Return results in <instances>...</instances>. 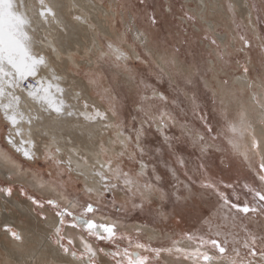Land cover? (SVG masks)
<instances>
[{"label":"snow or ice","instance_id":"snow-or-ice-1","mask_svg":"<svg viewBox=\"0 0 264 264\" xmlns=\"http://www.w3.org/2000/svg\"><path fill=\"white\" fill-rule=\"evenodd\" d=\"M140 3L146 5V0H140ZM40 5V16L44 18L45 23L56 24L59 32L65 35L66 42L62 47H70L73 43L78 44V34L81 28L85 29L86 33H92V46L88 47L85 44L84 55L90 59L94 57L98 66L108 65L118 74L123 73L130 90L136 94V99L133 101L136 106V115L131 116L128 122L122 119L123 105L119 99V93H116L112 87L103 88L102 92L97 93L100 98L99 105H89L87 101H84L83 111L79 112V116L83 117L85 121L99 122L102 129L111 134L107 147L103 139L98 143L99 152L96 155L102 156L103 159L95 160L90 165L94 175L98 177L101 187L94 192L91 187L85 185L76 193V195L86 194L89 201L93 202H86L81 206L78 200L68 199L67 196H64L67 203L62 204L57 198L49 197L41 200L34 195H28L24 187L19 189L20 195L26 196L33 205L41 209L48 205L55 210L54 217L58 218L59 224L55 227L51 237L57 246L51 264H74L75 261H79V264H102L97 259L98 252L110 257L114 264H153V262L161 264L162 255L175 258L177 264H264V234H261L264 233V128H261L260 138H258L253 123L248 118L241 90L232 89L231 77L227 73L225 78L220 80L224 97H220L214 89L209 88L214 102L218 101L220 117L219 128L213 134L212 125L208 123L204 115H199L202 110L196 103L195 95L191 97V111L194 117L198 116L202 123V130L187 120L180 124L173 112L169 110L168 97L155 89L151 90L150 95L146 88L142 90L140 85L143 82L137 79L129 67L132 60L144 63L143 56H146L147 63L154 66L153 70L157 78L162 79L167 76L170 81H179L185 85L186 91H191L188 86L202 79L207 88L208 74H216V68L226 65L234 52H255L260 60L261 68L264 69V35L257 37L254 27H250L247 33H243L237 28L225 43V37L216 33L211 24L206 23L203 13L209 8L225 18H230L235 11L231 0L227 3L201 0L199 16L185 11L184 5H181L183 12L180 17L181 24L191 23L194 26L197 19L201 23H205L206 34L202 37V43L207 41L204 45L205 49L211 50L215 56V60L211 63L195 59L192 62H185L180 60V52L186 41L178 34H173V41L169 44L156 43L150 47L148 33L140 31L135 24H131L124 33L117 31L115 37L105 38L104 42L97 47L95 43V37L98 35L97 27L87 14L81 12L73 15L70 21L62 24L57 20L53 9L47 6L44 0H40ZM22 7V0L20 3H17V0H0V113L10 125L6 139L15 153H19L26 161L34 162L39 159L37 152H41L44 159L49 162L50 168L53 169L48 172V176L55 177L58 181L66 173L70 176L71 161L69 159L65 163L60 158V148L52 147L55 139L53 137L49 140L48 131L44 128V121L62 120L64 117L77 116V113L65 103V89L58 83L60 77L57 76L56 68L51 62V55L58 56L59 50L50 44L51 52L48 57L34 52L33 38L28 32L30 22L21 10ZM253 8L256 6L253 5ZM166 13L173 14L172 8H167ZM148 19L151 26L157 25L158 18L155 9ZM194 30L197 29L194 28ZM183 31L186 33L187 29L185 28ZM133 32L135 35L129 43L127 37ZM137 48H142L143 53L136 51ZM75 56V53L69 52V62L75 63ZM236 63L243 73V77L238 78V81L249 90V98L258 106L260 122L264 124V71L260 74L259 83H256L247 77L250 71L248 60L243 64L239 61ZM94 75L90 83L101 87ZM17 90L21 95L26 92L31 101L39 106V116H25L21 111V95H17ZM226 100L228 104L234 105L232 109L227 107ZM171 103L175 105L176 102L173 100ZM34 122L41 126L37 130L35 139L31 132ZM22 124L28 125L27 133L21 127ZM176 127H179V135H169V129ZM150 130H154L161 138L155 146H149L146 143ZM17 137L19 140L16 139ZM218 138L226 140L233 153L242 156L253 173L252 181L243 184V191L246 194L243 203L238 202L240 195L235 192L233 184H223L222 181L218 182L207 176H204L200 181L202 189L211 191L217 196L216 203L220 205V208L227 209L226 218L231 220L233 226L237 220L248 219L249 214L252 217H261V223L258 226L259 232L249 229L246 225L242 226L246 235L242 243L238 242L233 235L232 242L240 243V248L232 247L229 250L227 236L221 241L211 236L197 235L192 232L182 234L181 239L188 242L184 246H181V240L174 239L170 246L152 247L146 243H133L130 236L118 231L119 226L116 222L97 223L94 219L89 218L90 214H95L99 210L94 206V203L99 204L106 193H113L118 188L131 197L130 207L124 209L125 211L133 208L143 210L146 202H151L153 196H158L161 200L175 196L179 201L181 199V195H178L179 184L182 182L177 176L178 170L169 167L165 155L169 158L176 156L177 145L180 143L191 144L204 153L208 140L211 139L215 142ZM68 143L74 145L75 140H69ZM41 145H43L42 148ZM117 147H119V151H116ZM208 147L210 148L211 145ZM70 151L79 155L75 147ZM80 158L85 164H89V159L83 156ZM161 160L172 176L177 179V185L173 186L176 190L172 193H166L163 189L161 182L164 177L157 171ZM125 161L133 165L138 164L139 171L133 169L125 171L122 167ZM3 162L9 172L23 174L22 166L16 164L7 154L3 156ZM175 163L179 164L180 168L185 167L182 157L176 156ZM199 168L203 169L204 165H199ZM149 169L155 183L152 180H144V183L141 184L140 179L147 175ZM184 175L191 184L196 183L186 171ZM201 175L203 176V173ZM9 178L11 179V177ZM33 182L39 183L42 188L45 187V183L38 180L35 174H33ZM221 184L224 188L233 189L231 197L228 193L220 190ZM183 187L191 195L189 185L185 184ZM0 193L11 197L13 187H0ZM80 198L82 199L83 196ZM137 200L139 203H136ZM127 203H129L128 200H126ZM113 205H115V199H113ZM72 209L80 210L73 211ZM66 223L73 229H81L88 236L113 243L114 250L107 252L102 248L96 249L83 236L79 240V250H74L75 245L72 238H67V244L63 243L66 237L62 234L61 226ZM3 231L13 241L19 244L24 243V237L12 225L3 224ZM229 235L232 234L229 233ZM216 236H220L219 231L216 232ZM117 240H127L128 246H119L116 244ZM241 249H243V255ZM69 256L71 259H68Z\"/></svg>","mask_w":264,"mask_h":264},{"label":"rangeland","instance_id":"rangeland-1","mask_svg":"<svg viewBox=\"0 0 264 264\" xmlns=\"http://www.w3.org/2000/svg\"><path fill=\"white\" fill-rule=\"evenodd\" d=\"M37 1L40 2V0ZM199 1L201 3V0H146V7L145 4L140 3V0H100L99 5L106 12L99 11V18L104 22L96 25L98 35L95 37V43L97 47H99L104 42L105 38L115 37L117 31L124 33L126 28L131 24H135L140 31L148 33L150 47H153L156 43L169 44L173 41V34H178L184 41H186L183 47H181V61L192 62L195 59L211 63L215 60V56L211 53V50L205 49L204 45L207 41L202 43V37L206 34L205 23H201L200 20L197 19L196 24L193 26L191 23L181 24L180 21V17L183 15L181 5H184L185 11H189L191 14L199 16ZM227 2H229V0H222L221 3ZM243 2L244 3L241 4L240 7H235L234 14L230 18L215 14L216 20H214L209 12L203 13L206 23L211 24L216 33L225 37V43L228 42L237 28H239L241 32L247 33L250 27H254L257 37L264 35V0H244ZM231 3H233L232 0ZM253 5H255L256 8H253ZM169 7L173 10V14L171 15L166 13V9ZM153 9H155L158 18V23L155 27L150 25L148 19V16L152 13ZM101 25L109 28L110 33H103L101 31ZM185 28L187 29L186 33L183 31ZM194 28L197 30H194ZM134 35L135 33L133 32L127 37L129 43H131ZM92 39L93 34L89 33L85 39L81 38V41L84 45L86 44L88 47H91ZM253 43L255 44V41ZM76 48L77 50H80L78 47ZM136 51L143 53L142 48H137ZM74 53L76 54L75 63H70L69 69L65 72L63 80L67 91L70 89L71 84L66 86V82L78 83L79 80L80 84L78 85L82 90L83 97L79 98L77 104L73 103L71 105V110L74 106H77L78 109L82 108L81 111H83L84 101H87L89 105H98L96 100L100 103V98L97 93L102 92L103 88L112 87L115 89L116 93H119V99L123 105L122 119L125 122H128L131 119V116H135L136 106L133 101L136 99V94L134 91L130 90L126 83V76L123 73L118 74L115 69L108 65L98 66L94 57L90 59L84 55V50L75 51ZM81 57H83V59H81ZM143 58L145 61L144 63L132 60L129 64L130 69L136 75L137 79L143 82L140 85L141 89L143 90L146 88L149 95L151 94L152 89L163 93L168 97L169 110L173 112V115L180 124L187 120L194 124L196 128L202 130V123L199 121L198 116L194 117L191 111V97L195 95L196 103L202 110L199 115H204L208 123L212 125L213 134H215L216 130L219 128L218 121L220 117L218 114V101L214 102L212 92L209 91V88L214 89L220 97H224L222 94L223 89L220 86V80L225 78V74L227 73L231 77L232 89L241 90L244 106H246L249 103L248 99L250 97V92L244 87L245 85L238 81V78L243 77V73L242 69L236 62L239 61L243 64L248 60L250 71L247 74V77L249 80L256 83H259L260 74L264 71V69L261 68L260 60L255 52H234L226 65L216 68V74H208L207 88L205 87L204 81L201 79L188 86L191 91H186L185 85L179 81H170L167 76L162 79L157 78L153 70L154 66H150L147 63L148 58L146 56H143ZM93 75L95 80L101 84V87H97L96 84L90 83ZM173 100L176 102L175 105L171 103ZM68 105H70V102H68ZM226 105L229 109L234 107V105L228 104L227 100ZM78 119L77 116L71 117L69 119V125L72 126L74 131L79 130L87 142L94 143L98 137H93V135H100L101 123L89 121L86 126L82 123L78 125L76 122ZM80 119L82 122H86L82 117H80ZM256 120L258 121V125L261 128H264V124H261L260 118L258 117ZM71 121H73V123H71ZM90 125H93L95 128L91 130V134L87 131H81L85 130V127ZM8 128L9 126L6 123L1 122L0 118V147L3 151H6L20 162L19 165L24 169L23 173H28V177L35 174L38 180L43 181L45 185L52 186V188L59 192V194H63V197L67 196L68 199L78 200L81 206L85 205L86 202H93L89 201L86 194L80 193V195H76V193L87 184L74 173L71 172L70 176L66 173L56 181L55 177L48 176V172L53 169L50 168L49 162L44 159L40 152H37L39 159L33 162L24 160L21 155H17L10 150L4 140ZM101 133L104 134L105 137L111 139V134L109 132L101 131ZM169 135L178 136L179 127L169 129ZM62 138L67 141L65 137ZM160 140L161 138L158 134H156L154 130H150L146 138V143L149 146H155ZM104 142L107 147V140ZM58 143L61 144L60 141H58ZM208 145H211V147L209 148ZM40 147H43V145ZM205 148L206 151L201 153L199 148H194L191 144H178L176 156L184 159V168H180L179 164L175 163L176 156L169 158L165 155V159H168L169 167L178 170L177 176L179 181L182 182L179 184L178 195H181L179 201L175 196L163 200L158 196H153L151 202H146V206L143 210L133 208L129 211H125L124 209L130 207L131 197L128 196L125 191H121L118 188L113 193H106L99 204L94 203V206L99 210L95 214H90L89 218L94 219L97 223L116 222L119 226L118 231L130 236L133 243H146L150 244L152 247L170 246L171 241L174 239L181 240V246H184L185 244L183 242L187 241L181 239L182 234L184 232H192L197 235L211 236L212 238L221 241L227 236L229 250H231L232 247L240 248V243L246 238L242 226L246 225L249 229L259 232L258 226L261 223V217H252V215L249 214L248 219L237 220L235 226H233L231 220L226 218L227 209L222 210L220 208V205L216 203L218 199L217 196L211 191L202 189L200 187V181L204 176H207L218 182L222 181L223 184H233L235 192L240 195V200L238 202L243 203L246 198V194L243 191V184L252 181L253 173L243 157L234 154L230 145L223 138H218L215 142L209 139ZM66 149L69 150V147H66ZM116 151H119V147L116 148ZM60 158L63 159L61 156ZM201 164L204 165L203 169L199 168V165ZM122 167L125 171H129L130 169L137 172L139 171L138 164L133 165L128 161H125V164L122 165ZM157 171L158 174L164 177V180L161 182L164 191L166 193H172L175 191L176 189L173 186L177 185V179L173 177L164 166L163 160L158 164ZM185 171L192 180L196 181L195 184L189 182L188 178L184 175ZM201 173H203V176ZM9 177H11V179ZM144 180H152L153 183H155L150 169L147 171V175L140 179V183L143 184ZM54 181L55 183H53ZM97 182L96 188H92L94 192L101 187L98 177ZM185 184L189 185L191 195L189 194V191L183 187ZM223 184L220 185V190L228 193L231 197L233 189L224 188ZM6 186L13 187V194L11 197H6L0 193L1 203L8 205L7 203L9 202H15L17 204L25 202L31 205L32 212L37 219L36 223L38 222V225L40 224L39 226H42L43 224L45 225L47 222V213L54 216V209L48 205H45L44 209L33 205L26 196L20 195L19 189L24 187L28 195H34L41 200L49 197H56H48L39 194L25 182L18 181L15 176L8 173L4 177L0 176V187ZM69 193H72V195H69ZM81 196H83L82 199L80 198ZM185 197H187V199H185ZM247 198L251 199L250 197ZM113 199H115V205H113ZM126 200H128L129 203L126 204ZM58 201L62 204L67 203V200L66 202ZM136 203H139V200H137ZM72 210L79 211L80 209ZM13 227L18 231L14 225ZM61 227L62 234L66 237L63 241L65 244H67V238H69L66 235V231L69 230L83 236L84 239L91 243L96 249L102 248L107 252H111L115 248L113 243L98 240L93 236H88L86 232H83L81 229H73L67 223ZM148 228L154 232L152 238H149L146 235V232L143 231V229L147 230ZM54 230L48 231L47 234L44 235V238L47 240L48 244L56 250L57 246L51 239ZM217 231L220 232V236H216ZM229 233L232 235H229ZM233 235H235L236 240L240 243L234 244L232 242ZM116 244L121 247L128 246L127 240H117ZM74 250H79V248L75 246ZM241 254L243 255V249H241ZM168 258L172 260V264H177L175 258L167 255H162L161 264H168L166 262ZM97 259L101 261L102 264H114V261H112L110 257H106L99 252ZM0 264H2L1 258ZM153 264H155V262H153Z\"/></svg>","mask_w":264,"mask_h":264},{"label":"bare ground","instance_id":"bare-ground-1","mask_svg":"<svg viewBox=\"0 0 264 264\" xmlns=\"http://www.w3.org/2000/svg\"><path fill=\"white\" fill-rule=\"evenodd\" d=\"M100 0H44V3L51 7L53 11L56 13L57 20L62 24L67 23L71 20L73 15L80 14L81 12L87 14L92 23L95 25L102 24L103 20L99 18V11L104 12L105 10L101 8L99 5ZM235 7H240L243 4L244 0H232ZM21 0H17V3H20ZM207 2V0H206ZM213 2H222V0H213ZM23 7L22 11L27 16L30 24L28 28L29 35L33 38L34 47L33 50L36 53L43 54L46 57L49 56L51 49L49 45L56 47L59 50V55L52 54L51 62L53 67L56 68V74L60 77L58 83L60 86L65 89L64 100L65 103L68 104L70 102V106L75 103L80 97H83L82 90L78 83H68L66 82V86L70 85V89L67 91L65 88L63 77H65V72L69 69V65L71 62L68 60V53L75 51L84 50V43H82L81 38L85 39V37L89 34L86 33L85 29L81 28L80 33L78 34L79 43H73L70 47H62V45L66 42V37L63 33L59 32L56 24H46L44 18L40 16L41 5L37 0H22ZM200 3V1H199ZM244 10V9H243ZM106 12V11H105ZM209 12L210 15L216 20L215 14H219L218 12H213L211 8L204 11V13ZM246 13V12H245ZM220 15V14H219ZM51 20V17H49ZM101 31L103 33H110V29L101 25ZM98 42V41H97ZM78 47L80 50H77ZM59 65V67H56ZM245 87V86H244ZM80 94L79 96L77 94ZM222 94L224 92L222 91ZM17 95H21L20 91L17 90ZM99 105L98 100H96ZM249 103L245 106L247 110V115L249 120L253 123V128L255 130V134L258 138H260V130L261 127L258 125V121L256 118L259 117V108L255 105L250 98L248 99ZM82 108L74 106L72 111L77 113L78 125L82 123L84 126L89 123V121L82 122L79 116V112H81ZM21 111L24 112L25 116H39L40 110L39 106L36 105L31 99L27 96L26 92L21 95ZM74 117V116H73ZM1 122H8L3 119L2 113H0ZM71 117H64L62 120H45L44 128L48 131V138L51 140L53 137L55 139V143L52 144L53 148H60V156L66 161V163L71 161L72 173H74L78 178H81L88 187L96 188L97 186V177L94 175L93 170L91 168V163L95 160H102V156H97L96 153L99 152L98 143L101 139L103 141L107 140V146L110 141L109 137H105L101 131L104 130L101 127L100 135L95 134L93 137H98L94 143L87 142L84 138L83 134L78 131H74L70 124ZM83 118V117H82ZM73 123V121H71ZM77 125V126H78ZM8 132L10 129V125H8ZM21 127L27 133L28 125L22 124ZM41 126L37 123H33L31 128L32 137L37 138V130ZM95 129L93 125L85 127V130L89 134H91V130ZM5 134V143L9 147L10 150L15 152L11 145L7 143V135ZM62 137L67 139L64 140ZM19 140V137L16 138ZM69 140H75V144L68 143ZM61 142V144L58 143ZM105 143V142H104ZM97 146V147H95ZM69 147V150L66 149ZM75 147L79 155L76 152L70 151ZM42 148V147H41ZM41 153V152H40ZM39 153V154H40ZM7 154L12 160L19 164L20 162L8 154L6 151H3L0 147V176L4 177L7 173L12 174L18 181L25 182L29 187H31L34 191L44 196H54L58 200L66 202L59 192H57L52 186L45 185V187H40L39 183L33 182V175L28 177V173H14L9 172L8 167L5 166L3 162V156ZM20 155L19 153H16ZM81 156L89 159V164H85L83 160H81ZM1 198V197H0ZM7 203V202H6ZM10 203V202H9ZM7 203L5 205L0 202V258L2 264H51L53 260V255L55 253V249L48 244L47 240L44 238V235L47 234L48 231H53L55 227L59 224L57 218H55L52 214L47 213V222L42 226L36 223L37 219L32 212L31 205L20 202V203ZM13 206H12V205ZM12 224L14 225L21 235L24 237V243L19 244L13 241L4 231L3 224ZM146 232V235L149 238H152L154 232H152L149 228L147 230L143 229ZM66 235L73 239L74 245L79 248V240L80 235L74 231H66ZM185 245L187 242H183ZM68 259H71L69 256ZM172 260L170 258L167 259L168 264H172ZM74 264H79V261H75Z\"/></svg>","mask_w":264,"mask_h":264}]
</instances>
